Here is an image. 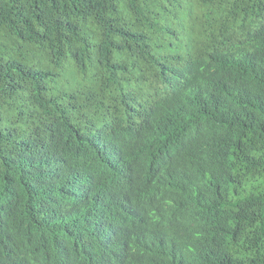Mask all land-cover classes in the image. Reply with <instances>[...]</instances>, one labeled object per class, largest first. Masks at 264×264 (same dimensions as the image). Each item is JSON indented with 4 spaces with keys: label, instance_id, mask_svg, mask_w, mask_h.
I'll return each mask as SVG.
<instances>
[{
    "label": "trees",
    "instance_id": "obj_1",
    "mask_svg": "<svg viewBox=\"0 0 264 264\" xmlns=\"http://www.w3.org/2000/svg\"><path fill=\"white\" fill-rule=\"evenodd\" d=\"M0 264H264V0H0Z\"/></svg>",
    "mask_w": 264,
    "mask_h": 264
}]
</instances>
